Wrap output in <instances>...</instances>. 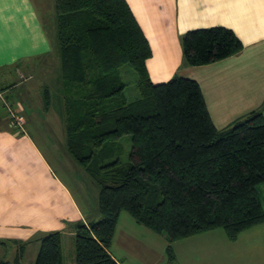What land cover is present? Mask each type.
<instances>
[{"label": "trees", "instance_id": "obj_1", "mask_svg": "<svg viewBox=\"0 0 264 264\" xmlns=\"http://www.w3.org/2000/svg\"><path fill=\"white\" fill-rule=\"evenodd\" d=\"M54 6L66 147L99 186L101 218L77 224L75 264H120L109 247L124 210L168 239L173 264L175 240L220 227L232 239L264 223L258 193L263 113L218 129L197 81L152 82L146 65L152 50L126 0H54ZM181 46L184 64L199 65L232 56L243 43L220 25L187 31ZM124 65L137 73L140 97L130 103L123 94ZM126 134L132 148L125 165L104 148ZM97 148L102 164L96 165ZM61 239L60 231L42 237L34 264H63Z\"/></svg>", "mask_w": 264, "mask_h": 264}, {"label": "crops", "instance_id": "obj_2", "mask_svg": "<svg viewBox=\"0 0 264 264\" xmlns=\"http://www.w3.org/2000/svg\"><path fill=\"white\" fill-rule=\"evenodd\" d=\"M126 1L152 50L146 59L152 82L164 83L176 76L197 81L218 129L253 111L264 115V0ZM55 20L54 0H0V69L17 66L32 77L40 74L43 79H56L59 53ZM220 25L236 33L242 49L208 64L185 65L183 35L192 29ZM47 61L58 67L44 66ZM134 79L129 94L125 82L123 94L128 103L140 97ZM3 119L0 113V261H13L20 254L18 264H34L42 237L60 231L61 243L66 235L74 239L78 223L99 220L101 213L99 208L85 212L69 184L42 157L44 168L39 177L18 179L24 156L19 155L18 146L25 139L12 137V128ZM27 143L31 148L36 146ZM123 212L109 247L112 257L120 264L169 262L168 239ZM261 224L244 229L235 240L220 227L171 245L175 244L178 264H264V230L257 228ZM257 234L251 246L250 239ZM27 256V262H22Z\"/></svg>", "mask_w": 264, "mask_h": 264}, {"label": "rangeland", "instance_id": "obj_3", "mask_svg": "<svg viewBox=\"0 0 264 264\" xmlns=\"http://www.w3.org/2000/svg\"><path fill=\"white\" fill-rule=\"evenodd\" d=\"M48 17L50 16L48 15ZM54 63L55 62L50 64V61H47L44 66H54ZM120 71L123 75L124 81L128 85L127 93L129 94L131 89L135 86L134 77L137 78V73L134 72L129 65L122 66ZM56 73V79H43L40 74L32 77V74H27L25 70H22V68L19 69L17 66L9 68L4 67L0 69V88H2V90L6 93L7 98L12 101L16 113L25 117V129L23 132L20 128L11 125L12 122L0 101V113L4 117L3 120L9 122V127L12 128L10 135L12 137L15 136L25 139L24 141H21L20 143L22 144L18 146L20 147L19 153H21L19 155L24 156H22V163L21 167H19L20 171L17 178L25 180L29 177H36L37 175L39 177V175L42 174V168H44V163L41 161L42 157L48 161L54 172H56L66 181V183L69 184L72 193L78 199V204L84 208L85 212L93 213V209L96 210V208H98L97 202L99 198V186L97 182L94 181L77 163V161L71 157L68 147H66V124L63 120L64 93L63 88L60 84H58V81L60 80L58 68ZM46 86L49 89L47 98L43 95ZM27 142H34L36 145L35 148H31ZM131 148L132 135L126 134L121 136L120 139L109 141L104 150H112L115 155L121 157L123 163L126 165L129 161V152L131 151ZM99 152L100 149L97 148L96 154L94 155V162L96 165L102 164L98 158L100 155ZM24 157L25 159H23ZM102 172L104 174V170ZM24 187H26V185ZM258 190L260 196L262 197L264 207V183H261L258 186ZM123 213L126 212L124 211ZM67 228H69V226H67ZM257 228L264 230V224L258 225ZM258 235L260 234H257L250 239L249 244L251 246ZM236 238H233L232 240H235ZM62 243V254L64 257L63 264H75L76 254L73 237L70 238L69 235L64 236ZM174 245L175 244L171 246L175 260L174 264H176V262L178 264L175 256L176 248H174ZM235 246L238 247V245ZM9 249L10 245L8 246V251ZM9 256L10 254H8L7 257ZM27 259L28 256L25 257V261L22 262H27ZM163 263L173 264L170 260L169 262L164 261Z\"/></svg>", "mask_w": 264, "mask_h": 264}, {"label": "built area", "instance_id": "obj_4", "mask_svg": "<svg viewBox=\"0 0 264 264\" xmlns=\"http://www.w3.org/2000/svg\"><path fill=\"white\" fill-rule=\"evenodd\" d=\"M0 101L3 108L5 109V112L12 122H10L11 125L20 128V130L24 132L25 117L21 114L16 113L12 101L7 98L6 93L2 90V88H0Z\"/></svg>", "mask_w": 264, "mask_h": 264}]
</instances>
